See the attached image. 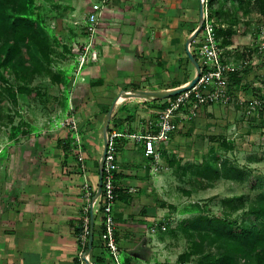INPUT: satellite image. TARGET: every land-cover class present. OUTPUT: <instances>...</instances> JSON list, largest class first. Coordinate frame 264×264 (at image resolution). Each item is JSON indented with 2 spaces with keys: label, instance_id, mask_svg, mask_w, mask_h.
Returning a JSON list of instances; mask_svg holds the SVG:
<instances>
[{
  "label": "rangeland",
  "instance_id": "374dc122",
  "mask_svg": "<svg viewBox=\"0 0 264 264\" xmlns=\"http://www.w3.org/2000/svg\"><path fill=\"white\" fill-rule=\"evenodd\" d=\"M32 1L43 20L41 33L49 40L51 53L48 65L53 71L68 70L71 76L69 82L71 94L66 99L56 86L51 84L43 68L44 65L36 64V67L32 62L21 67L14 60L0 64V149H3L0 153V181L6 178V168L12 164L13 155L19 151V148L29 146V142H33L35 138L40 141L46 133L69 128L63 125L64 121L74 119L77 124L76 119L71 115L74 109L73 92L75 87L80 85L81 88L82 83L86 82V69L93 74V70L96 72L99 66L97 62L99 49L95 37L104 12L97 16L96 28L92 35L83 30L84 20L93 0ZM111 1L107 0V6ZM132 1L136 2V0ZM150 1L156 2L157 6L154 12H151L153 18L152 15L149 17L162 21L161 28L163 25L173 23L174 31L180 35L182 41L197 27L200 7L209 13L205 5L207 0H143L145 4ZM135 2H132V5L135 6ZM217 6L218 4L215 3L214 7ZM236 6L235 0H225L223 4V8L229 12L224 15L228 23L231 21L233 30L231 33L221 34L219 42L222 38L229 41L226 45L230 49L227 50L230 54L228 56L234 62L246 58L247 54L255 53V58L242 73L244 85L234 90L239 92L241 100L256 98V108L252 112H247L242 101L206 106L194 119L175 130L169 141L167 140V145H165L166 140L158 144L157 147L165 155L163 157L161 154L158 162L153 161L152 164L156 169L149 166L148 176V187L152 189L149 194L153 193L152 196H155L157 202L155 205H150L152 209H148L147 216L140 218V222L135 223L128 219L127 225L123 226L129 228L126 229L125 234H122V243L119 244L125 250L120 249L119 252V260L122 264L130 262L132 264H196L197 255H191L183 263L177 262L180 253L191 250V243L197 238L196 233L191 232L189 227H174L173 231L161 227L162 233H160L152 223L165 219L175 224L182 217L196 216L198 211L194 210L180 213V209L189 207L194 202L202 205L204 210L207 209L212 214L229 212L230 208L224 202L225 199L242 197L245 201H249L260 191L257 186L250 189L249 185L251 180L259 183L264 178V53L260 56L255 50L247 52V48L249 47V51L253 49L256 41L253 34L254 26L260 23L264 16L253 10L237 15L234 11ZM211 18L216 22L213 16ZM164 20L169 23L164 24ZM102 22L104 24V21ZM191 22L195 25L193 29L187 28L191 27ZM228 23H225V26ZM169 27L167 26L168 34ZM92 50L96 51V58L93 60ZM179 57L181 58L179 76L182 79L187 74L191 79L195 68L186 56V51H183ZM19 84L28 85L36 93L28 96L15 92L12 96L11 89ZM144 114L142 121L151 119L150 116L146 117V113ZM11 125L18 126L25 132H20L11 139L9 136ZM72 136L75 139L76 133L73 130ZM222 140L230 141L231 147L218 148ZM211 148H215L221 159H227L231 164L244 169V181L218 178L207 182L204 187L200 186L202 184L195 179V172L197 167L202 165V161L213 159L215 152L210 151ZM168 159L172 160V166L168 164ZM161 202L165 207L160 206ZM243 212V209H239L231 211L230 215L240 218ZM97 237L100 238V235L96 230L93 253L101 250L104 259L102 264H115L113 256L104 246L103 249L96 247ZM197 245L201 246L204 252H214L217 248V243L210 242L206 236ZM195 248L197 249V246Z\"/></svg>",
  "mask_w": 264,
  "mask_h": 264
},
{
  "label": "crops",
  "instance_id": "0c3cea01",
  "mask_svg": "<svg viewBox=\"0 0 264 264\" xmlns=\"http://www.w3.org/2000/svg\"><path fill=\"white\" fill-rule=\"evenodd\" d=\"M132 2L112 0L102 11L95 37L99 66L93 74L86 69V82L75 87L72 96L71 115L77 121L78 140L69 128L46 133L40 141L35 138L29 146L19 148L6 168L7 176L0 181V264H80L82 246L77 235L84 207L90 205L98 187L105 146L103 129L110 105L122 91L166 90L190 80L187 74L181 79L178 73L187 38L181 40L173 23L161 28L162 21L149 17L153 18L156 2L136 0L135 6ZM182 20L184 25L185 15ZM191 23L187 28H194ZM150 99L121 94L107 125V130L124 133L118 136L115 183L127 199H117L113 205L120 245L129 228L123 227L127 220L140 222L146 217L143 211L157 202L148 187L153 160L143 154L142 143L129 136L145 133L148 119L142 121L144 113L153 118L154 110L165 105L166 98ZM60 139L67 140V148H62ZM158 151L161 153L160 148ZM99 206L95 200L92 211L89 208L87 212L93 220L92 243L84 251L94 264L104 262L101 250L93 253L94 232L100 235L102 228ZM97 241L96 247L103 249L101 239L97 237Z\"/></svg>",
  "mask_w": 264,
  "mask_h": 264
},
{
  "label": "trees",
  "instance_id": "16d2710c",
  "mask_svg": "<svg viewBox=\"0 0 264 264\" xmlns=\"http://www.w3.org/2000/svg\"><path fill=\"white\" fill-rule=\"evenodd\" d=\"M237 6L234 11L236 14L253 10L264 15V0H235ZM109 2V1H108ZM225 0H207L205 5L209 10V15L215 18L217 26L215 27L216 35L231 33L232 26L224 15L228 13L223 8ZM217 3L218 6L214 7ZM107 6V4H106ZM225 23H228L225 26ZM43 20L34 7L32 0H0V64H6L9 61H15L21 67L34 62L35 66L44 65L46 75L49 77L51 84L64 95L66 99L70 95L71 76L67 69L62 71H53L48 63L50 61L49 40L41 33ZM224 25V26H221ZM87 32V29H83ZM228 40L222 38L221 46H226ZM37 64V65H36ZM243 75V74H242ZM242 75L232 73L230 75V86L234 88L242 87ZM24 77V73H22ZM15 92L33 96L35 93L26 84H19L11 89L10 94ZM262 96V95H261ZM260 96V99H262ZM259 97V96H258ZM156 98H153L155 100ZM151 100V99H148ZM20 132H25L18 126H10V138L14 139ZM120 137L116 138L117 145ZM62 148H67L66 139H60ZM63 140V141H62ZM230 141L222 140L218 148L228 149L231 147ZM214 150V151H213ZM210 151L215 152L212 160L202 161V165L197 167L195 179L202 185L206 186L209 181L223 178L234 181H244L245 171L236 165L231 164L227 159H221L215 148ZM163 157L165 153L161 151ZM149 158V157H148ZM168 164L172 166V160L168 159ZM115 179L118 174L115 173ZM256 180L250 181V189H260L254 198L245 201L242 197L235 199H225L229 206V212L210 213L204 210L202 205L191 203L189 207L180 209L183 214L188 211H198L196 216L182 217L175 224L169 220L163 219L152 223L156 224L157 231L162 233L161 227L167 230H174V227H189L196 233L197 238L191 243V250L188 249L177 256V262L186 261L191 255H197L196 264H264V178L257 184ZM116 184V183H115ZM117 199L126 200L127 195L116 185ZM165 207L164 203H160ZM243 209L244 212L240 218L231 217V211ZM147 216V212L142 213ZM205 236L210 242H216L217 248L214 252H204L201 246L197 245L202 242ZM197 246V249L195 248ZM87 248V246H86ZM129 264H132L131 262Z\"/></svg>",
  "mask_w": 264,
  "mask_h": 264
},
{
  "label": "built area",
  "instance_id": "2783aa9c",
  "mask_svg": "<svg viewBox=\"0 0 264 264\" xmlns=\"http://www.w3.org/2000/svg\"><path fill=\"white\" fill-rule=\"evenodd\" d=\"M106 2L107 0H93L90 4V9L84 20V27L91 35L95 31V23L99 15L106 7ZM259 22L254 26L253 34L256 39L254 47L250 51L248 47L247 52L255 50L261 56L264 53V18ZM216 26L217 23L212 20L207 10L202 8L201 27L194 40L188 45V50L193 54L200 67L197 81L189 89L167 97L165 105L154 110L153 118L147 120L145 133L129 135L142 143L143 154L155 162L160 156L158 144L167 141L175 130L194 119L202 108L215 104L227 105L233 101H242L247 112H252L256 108V98L246 100L242 98L241 100L239 92H235L234 87L230 86V75L232 73L242 75L243 71L250 65L251 60L255 58V53L247 54L246 58L239 62L231 61L228 56L230 55L229 51H227L230 49L220 45L215 31ZM95 58L96 51L92 50L91 59ZM140 99L145 100V98ZM63 125L71 128L76 133V140H78V129L74 119L64 121ZM121 135L124 133L114 129L107 130L105 134L107 144L102 167L99 170L101 189L97 196L94 195L90 205L84 207L85 214L82 217L81 229L77 235L78 242L82 246L79 251L80 264L91 263L84 250L91 233V217L87 212L89 208L92 211L95 200L99 201V208L102 212V228L100 230L102 245L113 256L115 264H122L119 260L120 246L115 235L116 227L113 215V205L117 200L114 175L119 169V163L116 159L118 149L116 138ZM153 167L156 169V166Z\"/></svg>",
  "mask_w": 264,
  "mask_h": 264
},
{
  "label": "water",
  "instance_id": "95a60500",
  "mask_svg": "<svg viewBox=\"0 0 264 264\" xmlns=\"http://www.w3.org/2000/svg\"><path fill=\"white\" fill-rule=\"evenodd\" d=\"M201 13H202V7H200L199 9V20H198V25L197 27L194 29V31L191 33V35L186 39L185 42V51H186V55L188 56V58L190 59L191 63L193 64L194 68H195V74L194 76L189 80V82L187 84L181 85L179 87H173V88H169L166 90H137V91H133V92H128V91H122L119 96L121 94L126 95V97H140V98H145V99H150V98H167L170 96H174L186 89H189L190 87H192L195 82L198 79L199 76V72H200V67L199 64L197 63L195 57L193 56V54L188 50V45L194 40V38L196 37L200 27H201ZM119 96L112 102V104L110 105L107 113H106V120H105V126L103 129L104 132V142H105V146H104V151L101 157V162H100V166H99V170L102 167V163L104 160V156H105V148H106V144H107V140L105 138V134L107 131V125L108 122L110 120L112 111H113V107L115 102L118 100ZM101 189V174H99V183H98V187L96 190L95 195L97 196L100 192ZM92 225H93V220H92V216H91V233L88 237V243L87 246L88 248H91V243H92ZM88 264H94V263H88Z\"/></svg>",
  "mask_w": 264,
  "mask_h": 264
}]
</instances>
